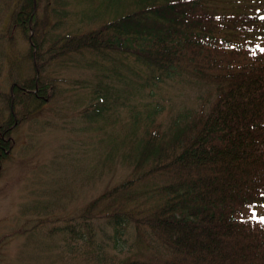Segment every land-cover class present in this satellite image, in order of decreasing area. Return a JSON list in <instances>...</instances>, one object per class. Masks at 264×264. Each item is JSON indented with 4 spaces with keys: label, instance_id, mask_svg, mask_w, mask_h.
I'll return each mask as SVG.
<instances>
[{
    "label": "trees",
    "instance_id": "trees-1",
    "mask_svg": "<svg viewBox=\"0 0 264 264\" xmlns=\"http://www.w3.org/2000/svg\"><path fill=\"white\" fill-rule=\"evenodd\" d=\"M123 3L136 10L62 31L60 0H4L5 31L30 43L31 73L0 92V176L11 131L30 106L58 94L52 65L76 56L110 80L83 110L89 125L114 121L117 107L166 81L211 86L206 106L183 111L166 131L145 118L123 156L130 179L88 204L79 230L68 231L96 264H264V0H102L93 14ZM127 134L136 137L132 126ZM99 244H112L117 261L91 251Z\"/></svg>",
    "mask_w": 264,
    "mask_h": 264
},
{
    "label": "rangeland",
    "instance_id": "rangeland-1",
    "mask_svg": "<svg viewBox=\"0 0 264 264\" xmlns=\"http://www.w3.org/2000/svg\"><path fill=\"white\" fill-rule=\"evenodd\" d=\"M60 1L65 4L61 10H66L62 31H89L136 10L135 4L123 3L117 11L105 8L100 18L93 13L102 11V0ZM6 8L0 0V92L8 94L14 76H29L31 69L25 59L30 43L20 32L9 38L5 31ZM72 60L48 69L60 94L39 109L30 106L28 117L11 131L13 144L0 176V264H96L85 244L71 238L68 228L75 224L79 230L80 212L130 179L123 156L143 136L147 116L166 131L173 118L206 106V93L213 95L211 86L170 80L129 98L126 105L130 107H117L114 121L89 125L83 110L95 103L98 82L107 85L110 80L94 77L91 70L81 67V58ZM116 85L123 88V82ZM130 126L136 137L127 140ZM111 247L99 244L91 251L104 248L106 262H116L119 255Z\"/></svg>",
    "mask_w": 264,
    "mask_h": 264
}]
</instances>
